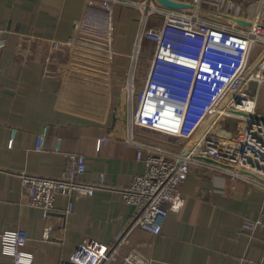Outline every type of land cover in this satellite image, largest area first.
I'll return each instance as SVG.
<instances>
[{
    "label": "crops",
    "instance_id": "crops-1",
    "mask_svg": "<svg viewBox=\"0 0 264 264\" xmlns=\"http://www.w3.org/2000/svg\"><path fill=\"white\" fill-rule=\"evenodd\" d=\"M154 2L178 11L199 6L205 18L228 24L234 22L225 10H241L244 28L264 22V0ZM140 16L134 6L105 0H0V239L5 231H19L27 238L22 249L34 255L32 264H62L86 238L116 247L109 264H121L133 250L149 264H264V183L218 166L193 165L182 188L187 203L180 211H169L160 234L131 228L135 207L121 191L145 172L150 149L139 160L138 147L127 142L131 110L136 108L127 82L134 71L137 90L144 88L156 46L155 35L146 31L134 60ZM73 36L95 46L74 59L79 70H68L70 57L52 51L54 40ZM256 52L249 56L250 64ZM90 59L96 66L89 73ZM222 64L208 61L196 103L225 101L229 92L222 76L229 69ZM248 90L256 95L264 118V84L252 81ZM211 118L195 108L179 138L140 126L133 128L134 136L146 146L184 151ZM240 123L237 116H219L199 147L215 144L226 150ZM44 133L43 149L37 150ZM69 154L85 156L83 180L96 186L95 194L73 200L71 210V199L59 195L47 219L40 208L21 206V172L62 177ZM246 219L261 224L244 230ZM46 226L52 227L48 239L43 236ZM11 262L0 247V264Z\"/></svg>",
    "mask_w": 264,
    "mask_h": 264
},
{
    "label": "built area",
    "instance_id": "built-area-1",
    "mask_svg": "<svg viewBox=\"0 0 264 264\" xmlns=\"http://www.w3.org/2000/svg\"><path fill=\"white\" fill-rule=\"evenodd\" d=\"M124 6H134L141 11L140 32L134 46L133 58L136 61L142 49L146 31L156 38V46L147 72L144 88L137 90L134 71L128 82L129 100L136 108L131 110L130 130L127 142L138 147V159L143 158L145 148L150 154L144 159L146 170L134 177L132 184L121 191L128 204L135 207V217L131 228L138 227L152 234L161 233L169 211H180L187 203L182 188L187 182L193 165H212L195 159L201 154L238 170L218 166L234 176H247L241 171L253 173L264 178V118L257 111V97L248 90L252 81L264 84V22H254L249 28L240 26L243 12L233 14L227 8L231 22L223 23L209 20L201 15L199 6L191 11H178L159 7L154 0H105ZM162 22L156 24V20ZM155 24L150 26V22ZM80 29V21L74 23ZM255 62L249 63V56L256 50ZM95 50L92 42L77 36L65 40H54L53 52H63L70 57L66 64L68 70H79L74 59ZM221 61L228 73L223 74L229 92L220 104L196 103V95L210 60ZM87 72L96 65L90 59ZM244 68L246 70L244 71ZM227 104L223 107V104ZM212 117L217 115L237 116L241 123L230 137L226 150L215 144L201 143L212 133L213 125L204 134L198 145L190 150H171L166 146L144 145L134 136V127L140 126L159 131L173 137L185 133L186 122L194 109ZM241 112L243 114H238ZM175 120V125L171 122ZM214 124V123H213ZM45 133L39 136L37 150L43 149ZM13 140L11 142V146ZM203 144V143H202ZM191 147V146H190ZM59 149L58 146L56 148ZM68 162L62 177L52 178L20 174V199L24 207H38L45 219L55 209L59 195L69 197V208L73 200L88 198L95 194L96 186L83 180L86 172V158L82 154L67 155ZM104 182L102 178L101 183ZM260 221L246 219L243 229L254 231ZM52 227L46 226L44 238L51 235ZM27 238L17 230L1 234L0 247L3 255L9 256L11 264H32L34 255L25 252ZM115 246L100 243L94 239L82 240L72 252L69 260L62 264H109ZM121 264H149L140 252L133 250L123 257ZM258 264H263L262 262Z\"/></svg>",
    "mask_w": 264,
    "mask_h": 264
},
{
    "label": "water",
    "instance_id": "water-1",
    "mask_svg": "<svg viewBox=\"0 0 264 264\" xmlns=\"http://www.w3.org/2000/svg\"><path fill=\"white\" fill-rule=\"evenodd\" d=\"M228 100L223 104V107H225V105L227 104ZM238 114H243L241 112H238ZM217 119V115H214L211 120L209 121V123L205 126V128L203 129V131L199 134V136L195 139V141L192 143L190 150H193L198 143L200 142V140L202 139V137L204 136V134L209 130V128L213 125V123L215 122V120ZM195 159H199V160H203L207 163H211V164H215L218 166H222V167H226V168H230V169H234V170H238L235 166H231V165H227L225 163L219 162L215 159L209 158L207 156L201 155V154H196L194 155ZM243 174L250 176L258 181H261L264 183V178H261L253 173L250 172H246V171H241Z\"/></svg>",
    "mask_w": 264,
    "mask_h": 264
}]
</instances>
